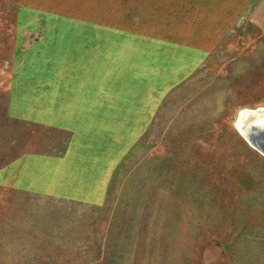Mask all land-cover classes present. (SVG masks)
<instances>
[{"label":"rangeland","instance_id":"374dc122","mask_svg":"<svg viewBox=\"0 0 264 264\" xmlns=\"http://www.w3.org/2000/svg\"><path fill=\"white\" fill-rule=\"evenodd\" d=\"M78 33L109 40L93 97L139 95L150 114L140 129L122 106L125 144L92 206L6 184L65 147L24 100L59 79ZM258 107L264 0H0V264H264V157L235 127Z\"/></svg>","mask_w":264,"mask_h":264},{"label":"crops","instance_id":"0c3cea01","mask_svg":"<svg viewBox=\"0 0 264 264\" xmlns=\"http://www.w3.org/2000/svg\"><path fill=\"white\" fill-rule=\"evenodd\" d=\"M108 44L109 40L102 35H70L69 54L62 61L59 79L44 78V93H38L28 104L24 100L25 107H34L40 123L49 125V129L61 130L67 138L65 147L58 153L24 157L19 174L6 177V184L14 191H26L68 206H92L101 202L110 180L111 164L120 157L121 146L125 144L116 138L117 128L129 123L122 114V106L125 102L134 106V120L140 129L150 119V114L142 109L148 106L147 102L138 98L139 95L128 101L118 96L108 97V93L105 98L93 97L91 90H102V84L109 82L108 55L104 56L108 54ZM102 73L101 77L97 75ZM121 75L115 77L117 89L124 84ZM92 106H97L94 123Z\"/></svg>","mask_w":264,"mask_h":264},{"label":"bare ground","instance_id":"6f19581e","mask_svg":"<svg viewBox=\"0 0 264 264\" xmlns=\"http://www.w3.org/2000/svg\"><path fill=\"white\" fill-rule=\"evenodd\" d=\"M263 109L264 107H260V108L258 107V109H254V110L244 109L247 112H242V110L239 111L235 119V127L237 128L239 133L242 135V137L246 140V142H249L248 138L252 139L256 143V145H259L260 147L264 149V145L260 141H258L256 137H253L251 134V131L254 128L257 130L262 128V130H264V110ZM250 146L251 148L255 150V148L252 147V145Z\"/></svg>","mask_w":264,"mask_h":264},{"label":"water","instance_id":"95a60500","mask_svg":"<svg viewBox=\"0 0 264 264\" xmlns=\"http://www.w3.org/2000/svg\"><path fill=\"white\" fill-rule=\"evenodd\" d=\"M242 112H247V111L246 110H242ZM251 134H252L253 137H256V139L258 141H260L264 145V130H262V128L258 129V130L254 128L251 131ZM248 140H249V142H247V143L252 145V147H254L256 151H258V152L260 151L261 153L260 152L259 153L264 157V149L262 147H260L259 145H256V143L252 139L248 138Z\"/></svg>","mask_w":264,"mask_h":264}]
</instances>
